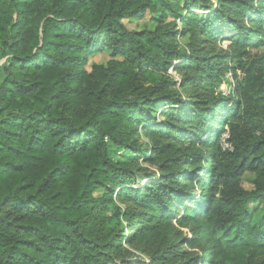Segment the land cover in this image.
<instances>
[{
    "label": "trees",
    "instance_id": "16d2710c",
    "mask_svg": "<svg viewBox=\"0 0 264 264\" xmlns=\"http://www.w3.org/2000/svg\"><path fill=\"white\" fill-rule=\"evenodd\" d=\"M146 12L180 21L188 56L169 23L124 25ZM217 40L229 42L231 65L209 49ZM262 47L264 0H0V264H113L117 244L154 233L178 241L152 264H218L222 239L233 252L263 248L264 205L253 225L246 204L264 193V51L241 60ZM104 51L121 60L87 70ZM170 68L194 90L188 101ZM139 131L162 165L144 184L108 154L145 156L132 141ZM246 173L255 193L241 187ZM116 189L125 208L115 229L106 225L112 200L94 194ZM122 221L137 222L129 237ZM190 224L184 247L177 227Z\"/></svg>",
    "mask_w": 264,
    "mask_h": 264
},
{
    "label": "rangeland",
    "instance_id": "374dc122",
    "mask_svg": "<svg viewBox=\"0 0 264 264\" xmlns=\"http://www.w3.org/2000/svg\"><path fill=\"white\" fill-rule=\"evenodd\" d=\"M209 5L215 6L216 0H208ZM206 8L202 7L201 5H198L196 8H194L193 12L196 15H204L207 11H205ZM162 18H157L153 14H150L149 12H146L141 18L139 19H131V20H124L123 23L127 27V29L131 31H153L157 28V26H163L166 23L170 24V27L172 30L177 33L176 34V40L178 41L180 47L178 50L182 55L188 56L190 51L187 48L188 44V37L187 36H181L182 26L179 20H176L173 16L166 17L162 23H160L158 20H161ZM175 23V26L173 25ZM209 46V49L212 48V52L224 54L225 61L226 58L231 56L232 54V48H229V42L226 40H217L216 42H212ZM264 51V47L256 49H249L247 51V54H244V56L241 58L243 61L242 63H248L251 59H253L255 56L260 55ZM111 60H117L120 61L119 58H114L111 53L108 51H104L103 53H100L88 60V63L86 65L87 70H90V67L92 64L94 65H100L106 67L108 62ZM234 59L226 60V65H231L233 63ZM6 63V57L2 58L0 60V70L1 66L5 65ZM179 62H175V64H178ZM168 75H170L175 81L176 84L173 86L174 89H176L180 93V99L184 102L188 101V98L194 95V90L188 88L186 85L183 86V78L185 77V74L183 72H175L172 68H170L167 72ZM241 79V75H237V80ZM222 95L227 94L229 92V86L227 84H223L219 88ZM158 115L156 116V119H158ZM225 138V135L221 137L222 142ZM134 146L141 149L145 156L143 154L139 153L137 155H132L130 152H127L122 147H109L108 154L110 159L113 162L119 163L124 168L128 169L129 171H132L133 174L136 175L138 179H140L141 183H146L149 179V176L154 174H160L161 172V162L154 158L153 153L151 151L153 147V143L150 139L146 138L140 131L133 137L132 139ZM208 150V149H206ZM206 150L203 151L204 157L206 155ZM206 161V160H205ZM205 164H203L204 166ZM207 165V164H206ZM241 187L244 191L248 193H255L256 191V184H255V176L251 173H246L241 181ZM194 192H195V199L199 197L198 193V187L194 186ZM104 193H106V196H109L112 200V203L108 204L106 207V216L109 218L106 222V225L109 227H114L115 229L118 227V216H116V212H118V209L124 210L125 205L121 202V199L118 197V189L113 190V192H104L100 191L94 194V196H102ZM257 196V194H256ZM197 201L192 200L187 206H189L191 209H195L197 204ZM263 202H264V193H258V196L255 198H250L247 201L246 204V210L250 217V223L255 225L258 223L259 219L261 218L263 214ZM133 210V209H132ZM134 217L139 218V221L142 222V225L146 224L147 218L146 216L142 215L139 210H134ZM122 225L124 227L123 232L121 234L123 236L129 237L130 232H134L137 228V222L132 225V227L128 226V224L124 221H122ZM146 230H149L150 227L148 224ZM179 228V240L180 244H182L184 247L188 245V241L192 238L193 234L195 233L194 225H186L177 227ZM178 238H173L172 235H168L166 237V242L163 243L162 240L157 236L156 233H154L149 239L147 243H140V241L134 243L133 246L125 244V241L119 243L116 245L114 252L111 253L109 256V259L113 260V264H152L155 263L156 257H160V254L162 252H168L167 248H169L170 245H174V247L177 243ZM204 239L202 238V242ZM225 240H221V246L216 251L218 253L216 254L215 261L218 264H264V247L263 248H244V249H238L236 251H232L231 249L227 248L226 246H223L222 243H224ZM140 243V244H138ZM196 254L201 255L202 251L198 248H195L193 250ZM193 252V253H194ZM159 255V256H158ZM170 260V256L166 257V260Z\"/></svg>",
    "mask_w": 264,
    "mask_h": 264
},
{
    "label": "built area",
    "instance_id": "2783aa9c",
    "mask_svg": "<svg viewBox=\"0 0 264 264\" xmlns=\"http://www.w3.org/2000/svg\"><path fill=\"white\" fill-rule=\"evenodd\" d=\"M224 147H228L227 145H224Z\"/></svg>",
    "mask_w": 264,
    "mask_h": 264
}]
</instances>
